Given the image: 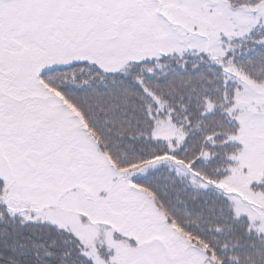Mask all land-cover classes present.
<instances>
[{"label": "snow or ice", "instance_id": "1", "mask_svg": "<svg viewBox=\"0 0 264 264\" xmlns=\"http://www.w3.org/2000/svg\"><path fill=\"white\" fill-rule=\"evenodd\" d=\"M0 264H264V0H0Z\"/></svg>", "mask_w": 264, "mask_h": 264}]
</instances>
